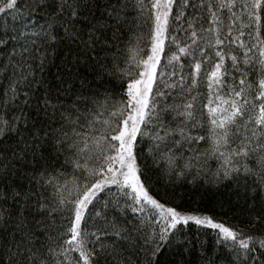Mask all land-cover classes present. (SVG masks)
Returning a JSON list of instances; mask_svg holds the SVG:
<instances>
[{
	"label": "snow or ice",
	"instance_id": "obj_1",
	"mask_svg": "<svg viewBox=\"0 0 264 264\" xmlns=\"http://www.w3.org/2000/svg\"><path fill=\"white\" fill-rule=\"evenodd\" d=\"M9 12L0 264H264V231H248L264 224V0ZM186 185L201 202L224 189L215 203L252 223L185 207Z\"/></svg>",
	"mask_w": 264,
	"mask_h": 264
},
{
	"label": "trees",
	"instance_id": "obj_2",
	"mask_svg": "<svg viewBox=\"0 0 264 264\" xmlns=\"http://www.w3.org/2000/svg\"><path fill=\"white\" fill-rule=\"evenodd\" d=\"M2 3H6V0H0ZM12 15L11 13L7 14H0V25H3L6 21L11 22ZM178 192L183 193V199H184V206L190 209H203V210H209L217 215V217L221 220L227 219V221L231 224L237 225V226H247L252 223L251 218L245 216L242 212L237 211L235 214L227 211H222L220 206L215 203V200L217 198H226V193L224 189H220L215 196H207L206 199L201 202L200 200V194L198 191H192L191 186H185L182 189H178ZM191 193V194H190ZM248 231L250 233H259L261 231H264V224H259L254 228H249ZM196 239L195 236V228L193 227V240ZM199 240L201 242H207L209 247L212 245L213 236L209 232V235L207 236H200ZM221 257H224V253L221 252Z\"/></svg>",
	"mask_w": 264,
	"mask_h": 264
}]
</instances>
